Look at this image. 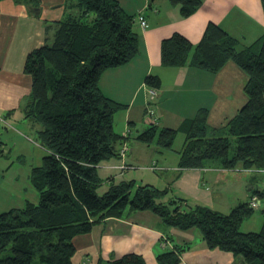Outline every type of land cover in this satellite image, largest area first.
Returning <instances> with one entry per match:
<instances>
[{
	"label": "trees",
	"instance_id": "obj_1",
	"mask_svg": "<svg viewBox=\"0 0 264 264\" xmlns=\"http://www.w3.org/2000/svg\"><path fill=\"white\" fill-rule=\"evenodd\" d=\"M38 7L39 0H15ZM187 18L202 0H168ZM264 15V0H260ZM63 17L43 46L30 51L23 72L31 79V91L23 107L24 118L40 126L37 133L45 150L40 167L33 168L31 182L38 202L0 213V264H72L74 237L87 234L108 218L148 211L162 223L180 230L196 229L208 249L233 254L243 264H264V208L256 232H241L242 221L254 209L242 203L222 214L208 207L190 205L184 198L169 197V188L158 189L134 181L102 180L97 165L118 155L115 145L129 134L118 135L113 116L125 106L102 94L98 82L108 69L131 61L139 51L135 17L117 0H65ZM233 62L245 75L246 101L221 129L224 135L208 137L205 110L184 119L173 129L150 124L135 138L154 146L156 153L172 150L176 135L184 142L178 151V168L200 169L218 161L225 170L237 167L264 173V33L253 44L241 46L219 26L208 23L193 46L178 33L160 43L164 68L189 66L217 73ZM144 84L157 89L160 80L148 75ZM250 198H262L257 190ZM184 246L156 256L157 264H178ZM99 264H147L127 253Z\"/></svg>",
	"mask_w": 264,
	"mask_h": 264
},
{
	"label": "crops",
	"instance_id": "obj_2",
	"mask_svg": "<svg viewBox=\"0 0 264 264\" xmlns=\"http://www.w3.org/2000/svg\"><path fill=\"white\" fill-rule=\"evenodd\" d=\"M117 1L128 15L136 17L142 12L146 25L143 29L134 20L139 37L138 54L122 66L105 70L98 82L104 96L125 106L113 117L119 119L118 129L115 131L114 128V131L120 136L128 132L126 143H139L135 138L150 125L146 126L149 121L143 120L150 97V88L144 84L148 75L160 80L159 87L154 89L156 96L153 100L159 116L158 127L175 129L182 120L191 119L205 110L207 127H211L218 116V127L222 128L238 113L246 101L243 92L246 77L233 62H227L215 74L189 66L164 68L160 63V43L178 33L195 46L206 25L213 23L241 46H249L264 33L260 0H202L200 8L187 18H182L178 7L172 6L168 0ZM64 3L65 0H39L40 12L34 15L22 3L0 0V116L5 119L24 116L23 107L31 91V79L23 72L25 58L30 51L43 46L46 39L52 38L54 22L64 15ZM217 133L213 132L211 136ZM123 140L115 145L116 152L122 157L127 153L124 147L127 144ZM145 147L156 153L154 148ZM126 158L129 162L138 159L134 156V146ZM160 161L163 162L151 160L149 165L159 167L157 180L144 184L169 188L170 197L184 198L191 205L199 204L222 214H226L220 212L225 206L230 205V211L242 204L239 200L234 204L230 198L224 197L222 191L226 185L224 181L233 182L242 173L236 170L239 167L225 170L218 161H207L200 169L181 170L178 159L167 166H159ZM247 189L256 190L253 187ZM26 202L34 201L20 198L16 205L7 202L4 211L21 208ZM72 243L75 247L74 264L104 263L127 253L142 256L147 264H157L156 256L173 250L174 245L184 246L178 264H243L231 253L208 249L198 230L166 226L148 211L108 218L93 226L89 233L74 237Z\"/></svg>",
	"mask_w": 264,
	"mask_h": 264
},
{
	"label": "rangeland",
	"instance_id": "obj_3",
	"mask_svg": "<svg viewBox=\"0 0 264 264\" xmlns=\"http://www.w3.org/2000/svg\"><path fill=\"white\" fill-rule=\"evenodd\" d=\"M153 100H150V102H153ZM151 107L154 110L155 117L159 119L156 109H154V105L151 104ZM118 112L115 113L114 117L117 116ZM114 117L113 128H115V131H117L119 119ZM144 119L149 121L146 126H148L149 123L153 124L151 118L146 113V107L143 112V120ZM4 122L5 124H0V213H2L4 209H7L4 208L7 202L14 203L16 205L20 198L27 199V201H34L33 203L35 204L38 202V194L31 182V172L33 168L41 166L42 157L45 155V150L40 147L37 137V133L40 130L39 125L33 123L29 119H25L23 115H20L17 118H11L9 120L5 119ZM219 123L220 119L218 116H216L210 125L211 127L208 128V137H212L211 134L213 132H218V135L216 134L214 137L224 135V129L218 127ZM158 125H160L159 120L157 122V126ZM215 127H217V129ZM126 141L128 140H123L125 143ZM183 142V134L178 133L174 140L172 150L164 151L163 156L159 155L158 153H153L152 150L145 147L147 145L143 143H137L135 141L126 143L127 145L125 144V147L127 149V153L124 155V157L121 155L113 156L108 160L101 161L97 165V175L102 180L100 187L97 189L98 195H101L104 191H106L108 186L106 179L108 177H113V183H118L122 180H133L135 185L157 180L156 176L157 172L159 173V170L153 171L149 169L151 160H162L163 162L161 163L160 161L159 166L174 164L176 160L179 159L178 152L176 151L181 150ZM135 144H139L137 146H139L140 149L137 150ZM131 146H134V156H136L138 159L131 160L132 162H129V160L126 158V155H128ZM148 147L154 148V146L151 145ZM236 170L242 173L235 177L236 179H234L235 181L233 182L224 181L226 185L222 187V191L224 197L227 199L230 198L234 204L237 202V200L241 201V203L250 201L249 193L251 190H248V187H253L263 194L262 198L257 200L258 205L256 208H253V213L246 217L240 225L241 232H256L260 229L262 224L260 210L262 207H264V173L255 169L244 170L240 168ZM251 177H253V180ZM245 183L246 190L244 189ZM157 188L164 189L159 187ZM170 194L171 193L169 190L164 200H167L170 197ZM188 203L190 204V202ZM23 205L24 203L21 204V206ZM238 205L239 204L236 206ZM230 208L231 206L227 205L222 208L220 212L227 214ZM74 263L75 258L73 257L72 264Z\"/></svg>",
	"mask_w": 264,
	"mask_h": 264
},
{
	"label": "built area",
	"instance_id": "obj_4",
	"mask_svg": "<svg viewBox=\"0 0 264 264\" xmlns=\"http://www.w3.org/2000/svg\"><path fill=\"white\" fill-rule=\"evenodd\" d=\"M135 22L138 23V25L144 29V27L146 26L145 25V19L143 17V14L142 12H138L137 16L135 17ZM155 90L154 89H151L149 90V96H150V100H153L155 98ZM150 100L148 101L147 105H146V113L148 114V116L151 118L152 120V123L157 125V122H158V118L155 117V114H154V110L153 108L151 107V104H153V102H150ZM154 105V104H153ZM155 109V108H154ZM5 118L3 116H0V124H5L4 122ZM128 133V132H127ZM125 133V134H127ZM125 147V146H124ZM125 149V148H124ZM124 150L121 151V153L123 152ZM121 155V154H120ZM122 156V155H121ZM149 169L153 170V171H157L159 170V167H157L156 165H151L149 166ZM249 203V206L252 207V208H256L258 203L256 201L255 198H250V201L248 202Z\"/></svg>",
	"mask_w": 264,
	"mask_h": 264
},
{
	"label": "water",
	"instance_id": "obj_5",
	"mask_svg": "<svg viewBox=\"0 0 264 264\" xmlns=\"http://www.w3.org/2000/svg\"><path fill=\"white\" fill-rule=\"evenodd\" d=\"M27 9L30 13L34 14V15H38L40 10L38 7H33V6H27Z\"/></svg>",
	"mask_w": 264,
	"mask_h": 264
}]
</instances>
